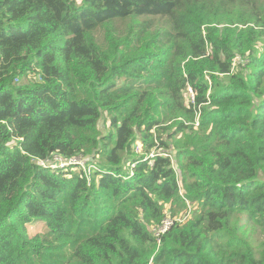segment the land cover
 Masks as SVG:
<instances>
[{"label": "trees", "instance_id": "obj_1", "mask_svg": "<svg viewBox=\"0 0 264 264\" xmlns=\"http://www.w3.org/2000/svg\"><path fill=\"white\" fill-rule=\"evenodd\" d=\"M240 214L264 232V0H0V264H264Z\"/></svg>", "mask_w": 264, "mask_h": 264}, {"label": "rangeland", "instance_id": "obj_2", "mask_svg": "<svg viewBox=\"0 0 264 264\" xmlns=\"http://www.w3.org/2000/svg\"><path fill=\"white\" fill-rule=\"evenodd\" d=\"M97 34H98L97 35L98 37H102L104 34V30L100 29ZM187 91L189 92V89ZM185 95H187V94H185ZM140 149H141V147H140ZM79 160H80L79 158H76L74 163L78 164ZM62 162H63V160L61 158H59V160L56 161L53 165H56V164L62 163ZM68 165L71 166L72 163L67 162L63 166H68ZM63 166H60V167H63ZM78 166H80V165H78ZM196 205L191 203V205L189 206L188 211L191 212V214H193L194 210H196L198 208ZM238 218H239L241 224H243L245 232L248 234L252 243L259 245L260 242L264 239V232L260 228L255 227L253 224H251L249 221H247L244 214H240ZM27 226H29L31 229L35 228V226L32 223L27 224ZM30 232L32 233V230H30Z\"/></svg>", "mask_w": 264, "mask_h": 264}, {"label": "built area", "instance_id": "obj_3", "mask_svg": "<svg viewBox=\"0 0 264 264\" xmlns=\"http://www.w3.org/2000/svg\"><path fill=\"white\" fill-rule=\"evenodd\" d=\"M189 90H190V93L192 94L193 93L192 89L190 88ZM197 121H198V118H197ZM135 149H136L137 152L138 151L140 152V146H136ZM165 155H167V153H165ZM154 156H155V152L152 151L149 154V156H148L149 158H151L150 164H152V162H153L152 161V158ZM59 158H61L63 160V162L62 163H58L56 165H53L56 161L59 160ZM75 159L76 158H74V159H65V158H63V157H61L59 155H55L54 154L51 159H49L47 161H44L42 164L43 165H50L52 167H57V166H63L67 162L74 163L75 162ZM79 159L80 160H79L78 164H81L83 162V160H82V158H79ZM173 224H174V220L172 218H170V217H167L166 219H164L162 225L158 228V230L156 229V233L160 236L161 234L165 233Z\"/></svg>", "mask_w": 264, "mask_h": 264}]
</instances>
